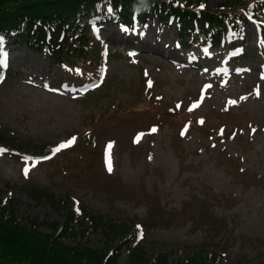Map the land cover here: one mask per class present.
<instances>
[{
	"label": "rangeland",
	"instance_id": "1",
	"mask_svg": "<svg viewBox=\"0 0 264 264\" xmlns=\"http://www.w3.org/2000/svg\"><path fill=\"white\" fill-rule=\"evenodd\" d=\"M204 1L211 8L225 0ZM95 30L107 75L104 85L86 97L56 85L74 81L44 53L12 39L6 42L9 68L0 84L4 134L23 148L66 145L73 133L79 136L74 142L79 146L84 136L93 134L98 147L88 158L77 159L76 172L70 173L59 171L74 162L61 153L52 159L59 168L53 161L39 164L38 156L20 163L0 155V196H12L19 215L61 220L63 210L57 212L48 202L27 195L25 184H37L62 198L74 196L86 212L106 223L142 222L139 243L149 259L166 254L168 264L180 253L193 255L200 248L219 254L224 264H264V72L254 25L245 29L248 41L245 54L239 55L231 53L227 43L208 52L179 48L176 28L157 21L133 33L113 26ZM125 43L136 47L126 49ZM144 80L147 86L151 82L156 99L150 100L158 104L145 99L140 108L120 110L137 98ZM114 104L110 115L119 117L115 123L94 119ZM193 105H198L193 118L204 127L196 124L182 131L167 108ZM104 121L107 126L93 127ZM219 126L224 134H216ZM137 130L140 136H133ZM40 230L50 231L45 224ZM105 240L97 226L82 238L92 248H103ZM119 261L129 262L124 248Z\"/></svg>",
	"mask_w": 264,
	"mask_h": 264
},
{
	"label": "trees",
	"instance_id": "2",
	"mask_svg": "<svg viewBox=\"0 0 264 264\" xmlns=\"http://www.w3.org/2000/svg\"><path fill=\"white\" fill-rule=\"evenodd\" d=\"M250 13L264 21V0H225L211 9L191 0H0V38L12 32L29 50L45 51L53 61L90 77L100 55L97 38L90 32L93 24L106 22L133 29L154 18L162 23L177 20L178 34L186 45L219 44L227 34L233 41L244 38L241 32ZM137 98L135 108H140L148 95L142 89ZM131 108L123 105L120 110ZM172 116L183 122L192 120L188 110L173 112ZM3 136L0 133V143L6 142ZM25 186L35 202L45 201L55 211L63 210L61 220L38 221L19 215L14 198L0 196V264H121L123 246L128 251V264L148 263L147 251L135 238L139 222L106 223L104 218L76 206L70 197L62 198L37 184ZM42 224L50 231L42 232ZM90 224L105 233L103 248L88 247L80 241ZM68 237L73 241L66 242ZM150 261L168 264V256L157 253ZM174 264H222V260L215 252L201 248L193 255L181 253Z\"/></svg>",
	"mask_w": 264,
	"mask_h": 264
},
{
	"label": "snow or ice",
	"instance_id": "3",
	"mask_svg": "<svg viewBox=\"0 0 264 264\" xmlns=\"http://www.w3.org/2000/svg\"><path fill=\"white\" fill-rule=\"evenodd\" d=\"M201 7H203V5H201ZM149 86H151V82H149ZM231 103H235L234 101H232ZM198 105H193V107H197ZM191 110V109H190ZM153 131H154V129H153ZM73 139H75V138H73ZM67 146H69V145H65V144H62V145H60L59 147H57L54 151L55 152H58V151H60L61 150V148H63V147H67ZM111 147V145H109V148ZM108 165H109V170H111V161H110V159H109V161H108ZM33 167L35 166V162H33V165H32ZM28 172H29V169L28 168H25V170H24V174H25V176L27 177L28 176Z\"/></svg>",
	"mask_w": 264,
	"mask_h": 264
}]
</instances>
